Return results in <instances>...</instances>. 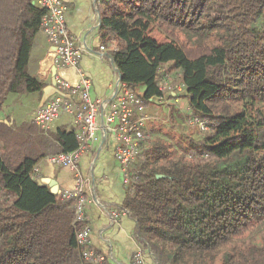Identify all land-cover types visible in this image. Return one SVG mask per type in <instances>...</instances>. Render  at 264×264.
<instances>
[{
	"label": "trees",
	"instance_id": "1",
	"mask_svg": "<svg viewBox=\"0 0 264 264\" xmlns=\"http://www.w3.org/2000/svg\"><path fill=\"white\" fill-rule=\"evenodd\" d=\"M97 12L120 81L145 88L144 106L181 92L189 120L209 126L183 150L145 138L121 206L135 240L155 264H264V0H98ZM45 14L36 0H0V107L44 87L29 60ZM172 78L182 91L163 90ZM79 143L78 128L0 122V264H111L82 257L86 218L35 175Z\"/></svg>",
	"mask_w": 264,
	"mask_h": 264
},
{
	"label": "crops",
	"instance_id": "2",
	"mask_svg": "<svg viewBox=\"0 0 264 264\" xmlns=\"http://www.w3.org/2000/svg\"><path fill=\"white\" fill-rule=\"evenodd\" d=\"M61 1L66 8L68 31L76 45L82 49V55L78 67H57L56 77H61L72 85H78L82 77L88 78L90 97L107 99L116 89L120 77L110 55L113 44L105 45L104 52L100 50V46L104 44L98 32L100 19L97 12L98 0ZM53 47L45 32L41 30L30 51L29 71L44 87L50 84L54 77L51 67L42 68L43 61ZM144 90L143 86L137 88L140 94H143ZM173 95L174 97L153 100L144 107L143 111L153 115V109L157 110L162 106L168 113L170 107L167 104L175 103V107L173 105L171 109L172 112L170 111L174 116L176 113L173 110H178L177 102L179 105H182L181 102L184 106L187 104L189 109L188 100L184 94L180 92ZM41 97L42 91L23 96L8 95L5 103L0 107V122L8 121L7 125L18 126L32 121L40 109ZM23 105L28 107H26V113L21 114L18 108ZM148 109H151V112H148ZM150 123L146 126L147 135H150ZM60 127L79 130L72 116L67 114L58 118L48 132H54ZM116 145L117 141L109 130L100 131V140L81 157L79 167L84 178L83 185L87 197L85 214L91 229L90 246L105 255L111 264H131L135 252L141 246L133 235L134 221L129 213L121 208L127 187L123 182V170L114 156ZM35 175L38 180L47 179L48 187H51V183L58 185L59 193L72 191L77 185L74 172L69 167L56 165L48 157L42 158L37 163ZM115 213L119 215L116 219L113 218ZM144 259L146 264H155L149 252L144 253Z\"/></svg>",
	"mask_w": 264,
	"mask_h": 264
},
{
	"label": "built area",
	"instance_id": "3",
	"mask_svg": "<svg viewBox=\"0 0 264 264\" xmlns=\"http://www.w3.org/2000/svg\"><path fill=\"white\" fill-rule=\"evenodd\" d=\"M36 4L46 11L41 30L45 32L49 42L56 47V66L58 68L78 67L82 49L76 45L68 31L66 8L63 2L61 0H36ZM112 46V48L115 47ZM105 49V45L100 46L102 52ZM56 87L62 93L67 94L68 98L58 94L52 96L34 115L33 121L47 133L58 118L67 114L72 116L74 123L79 127L80 143L74 151L48 157L54 164L69 167L74 172L77 183L75 189L62 192L61 196L75 199V219L79 222L86 218L87 203L83 185L84 178L79 167L81 157L100 140V131L109 130L117 141L114 156L123 170L124 185L131 188L130 166L142 150L146 138V126L154 120V117L144 113L145 106L140 93L132 90L120 80L107 99H92L89 94L90 80L85 77L81 78L78 85H72L65 79L56 77ZM182 88L183 84L179 85L177 90L182 91ZM190 122L202 130L209 128L208 123L199 118L191 119ZM118 216V213H115L113 218L116 219ZM90 234L91 229L88 225L77 231L78 245L83 247L89 244ZM145 252L148 250L141 246L135 252L131 264H146ZM82 257L95 263L107 259L105 255L93 249H84Z\"/></svg>",
	"mask_w": 264,
	"mask_h": 264
},
{
	"label": "rangeland",
	"instance_id": "4",
	"mask_svg": "<svg viewBox=\"0 0 264 264\" xmlns=\"http://www.w3.org/2000/svg\"><path fill=\"white\" fill-rule=\"evenodd\" d=\"M187 34L188 35L186 36L181 35V37L185 38L188 43H193V41L196 40V38H194V34L191 32H187ZM153 36L157 38L160 42H164V36H162L160 33L154 32ZM198 40L202 42H207L209 44L214 43L212 41V38L204 39L203 37H199ZM179 85L181 84H177L176 80L172 78L169 79V81L164 84L163 90L166 92H170L173 91L174 88L176 89ZM165 86L167 87L164 88ZM15 95L23 96L26 94H15ZM181 103L182 105H179V103L177 102L178 110L177 111L173 110L176 113V115L174 116L173 113H171L172 112L171 109L173 105L175 107L176 105L175 103L167 104L170 107L168 113L166 112V110H164L162 106L157 108V110L156 108L153 109L152 111L153 115L151 116H154V120H152L149 125L150 135L146 134V137H148V141L153 139H159V136H161V138L167 139L173 146L177 148V150H183L185 148H189L192 142H195L201 139V137H203L205 133L204 130L200 129L197 125L192 124L190 122L189 115H191L192 112L190 109H188L187 104H185L184 106V103L183 102ZM26 107L28 106L23 105V107L18 108L19 112L21 114L26 113L27 110ZM150 110L151 109H148V112ZM144 113L147 114L145 111Z\"/></svg>",
	"mask_w": 264,
	"mask_h": 264
},
{
	"label": "water",
	"instance_id": "5",
	"mask_svg": "<svg viewBox=\"0 0 264 264\" xmlns=\"http://www.w3.org/2000/svg\"><path fill=\"white\" fill-rule=\"evenodd\" d=\"M56 57H57L56 56V47L54 46L52 48V50L50 51L49 55L46 56V58H45V60L43 61V64H42V68L43 69L48 68V67L52 68L54 77L52 79V82L50 84L46 85L45 87H43V89H42V97H41V101H40V108H42L45 105V103L52 96H54L56 94L62 95L63 97H67L68 98L67 94L62 93L56 87V74H57V66H56V63H55ZM6 123H8V121H6ZM162 177H164V175H161V174L157 175V178H162ZM37 182H38V184L40 186H46L49 183V181L47 179L37 180ZM50 185H51V187H50L51 192L54 193V194H58L59 193L58 185L53 184V183H51Z\"/></svg>",
	"mask_w": 264,
	"mask_h": 264
}]
</instances>
